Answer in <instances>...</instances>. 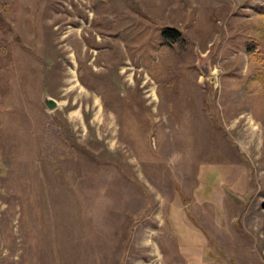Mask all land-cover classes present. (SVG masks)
I'll list each match as a JSON object with an SVG mask.
<instances>
[{
	"label": "rangeland",
	"instance_id": "374dc122",
	"mask_svg": "<svg viewBox=\"0 0 264 264\" xmlns=\"http://www.w3.org/2000/svg\"><path fill=\"white\" fill-rule=\"evenodd\" d=\"M0 264H264V0H0Z\"/></svg>",
	"mask_w": 264,
	"mask_h": 264
},
{
	"label": "trees",
	"instance_id": "16d2710c",
	"mask_svg": "<svg viewBox=\"0 0 264 264\" xmlns=\"http://www.w3.org/2000/svg\"><path fill=\"white\" fill-rule=\"evenodd\" d=\"M163 36L165 38V44L168 46L181 42L180 33L175 29H166V31L163 32Z\"/></svg>",
	"mask_w": 264,
	"mask_h": 264
},
{
	"label": "water",
	"instance_id": "95a60500",
	"mask_svg": "<svg viewBox=\"0 0 264 264\" xmlns=\"http://www.w3.org/2000/svg\"><path fill=\"white\" fill-rule=\"evenodd\" d=\"M45 104L50 110H54L57 107L56 102L52 99H46Z\"/></svg>",
	"mask_w": 264,
	"mask_h": 264
}]
</instances>
